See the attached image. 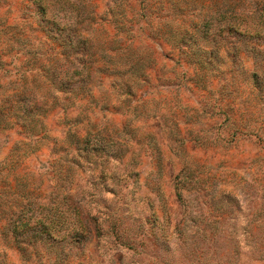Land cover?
<instances>
[{"label": "rangeland", "instance_id": "rangeland-1", "mask_svg": "<svg viewBox=\"0 0 264 264\" xmlns=\"http://www.w3.org/2000/svg\"><path fill=\"white\" fill-rule=\"evenodd\" d=\"M0 264H264V0H0Z\"/></svg>", "mask_w": 264, "mask_h": 264}, {"label": "trees", "instance_id": "trees-1", "mask_svg": "<svg viewBox=\"0 0 264 264\" xmlns=\"http://www.w3.org/2000/svg\"><path fill=\"white\" fill-rule=\"evenodd\" d=\"M246 31L248 32V30H246ZM247 32H246V33H247ZM246 33H245V34H243L242 36H244V37H247V36H248V34H246Z\"/></svg>", "mask_w": 264, "mask_h": 264}]
</instances>
